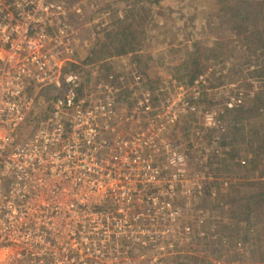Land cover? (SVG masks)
<instances>
[{
    "label": "built area",
    "instance_id": "obj_1",
    "mask_svg": "<svg viewBox=\"0 0 264 264\" xmlns=\"http://www.w3.org/2000/svg\"><path fill=\"white\" fill-rule=\"evenodd\" d=\"M92 7L0 0V264H168L204 235L212 176L169 134L185 117L220 127L235 83L203 74L170 97L133 71L127 101L113 72L86 86L91 67H68ZM217 90L220 103L198 105ZM39 91L52 97L29 123Z\"/></svg>",
    "mask_w": 264,
    "mask_h": 264
},
{
    "label": "trees",
    "instance_id": "obj_2",
    "mask_svg": "<svg viewBox=\"0 0 264 264\" xmlns=\"http://www.w3.org/2000/svg\"><path fill=\"white\" fill-rule=\"evenodd\" d=\"M138 1L111 25L98 28L99 41L87 59L128 58L139 78L145 79L144 87L155 90L159 78L150 77L148 62L162 59L144 48L148 33L157 31L161 0ZM208 1L213 10L210 23L220 37L211 42L194 39L175 53L181 57L186 83L206 74L211 65L229 64L228 70L209 85L235 83L231 90L239 101L220 115V127L202 128L203 148L196 156L203 158V169L212 180L201 188L200 204L209 215L218 217L221 226L214 232L230 239L216 249L218 258L232 249L235 255H250L256 263L264 264V0ZM77 68V64H71L68 70ZM125 93L120 91L118 99L126 100L129 92ZM47 109L48 102L29 117V123H36ZM189 157L192 160L195 152ZM221 174L223 179L218 181Z\"/></svg>",
    "mask_w": 264,
    "mask_h": 264
},
{
    "label": "rangeland",
    "instance_id": "obj_3",
    "mask_svg": "<svg viewBox=\"0 0 264 264\" xmlns=\"http://www.w3.org/2000/svg\"><path fill=\"white\" fill-rule=\"evenodd\" d=\"M93 7L88 11L87 25L82 23L80 28L81 37L79 46L76 51V61L79 67L88 64L91 67V75L84 79L86 86L93 81L102 79L109 72L119 73L117 77L119 89L123 95L133 86V66L128 61V58L106 57L90 61L87 55L99 41L97 33L98 28L102 25H111L116 18L122 17L126 11L139 4L138 0H89ZM208 0H161L162 14L159 16L157 31L148 33L147 43L144 50L156 52L162 59L161 62L156 60L149 61L150 77L159 78L158 86L164 85L167 89V96H176L180 92V87L186 83V78L180 68L181 57L176 55L175 50L183 45H188L194 39H205L213 41L220 37V33L216 26L210 23L213 19L212 11L209 9ZM208 4V5H207ZM106 5V7H105ZM103 7L104 10L98 9ZM98 9V10H97ZM103 47V46H102ZM95 56V55H93ZM221 64V63H220ZM211 70L206 71V77L209 82H215L217 75L228 70L229 64L211 65ZM131 72L128 73L127 70ZM215 70V71H213ZM88 71L85 72V74ZM145 79L138 81V87H144ZM146 88V87H145ZM230 91H232L230 89ZM45 91L37 92L36 102L39 109L47 106V93ZM220 92L217 90L214 93L209 92L201 95L199 106H214L221 102L219 100ZM130 94H127V101ZM220 101V102H219ZM182 120V119H181ZM202 124L198 119L185 117L178 125L173 127L170 132V139L178 144L182 149H187L188 153L195 152V161L203 162V158L199 157L198 149L203 148V138L205 131L202 129ZM197 130L200 134L195 135ZM190 146V147H189ZM192 146V147H191ZM196 150V151H195ZM199 157V158H198ZM204 168V167H203ZM223 174L218 177V181L223 179ZM222 177V178H221ZM201 195V194H200ZM203 197V196H202ZM206 223L201 225V230L204 235L192 237L180 250L170 256L168 264H258L250 255H235L232 249L226 250L222 258H218L216 249L220 243H227L228 237L224 234H216L220 229L219 219L209 215L206 211ZM192 218H189V221ZM189 223L194 224L193 221ZM222 223V222H221ZM226 232V231H225ZM218 233V232H217ZM220 239V240H219ZM237 244L239 242L237 241ZM243 251V250H242ZM229 258L228 260L223 259Z\"/></svg>",
    "mask_w": 264,
    "mask_h": 264
}]
</instances>
